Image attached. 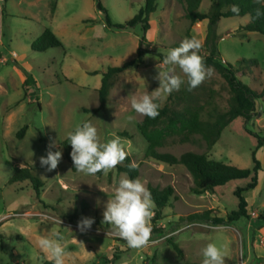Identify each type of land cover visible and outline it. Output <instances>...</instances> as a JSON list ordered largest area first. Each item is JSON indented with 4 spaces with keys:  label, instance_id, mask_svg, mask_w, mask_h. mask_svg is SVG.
Returning a JSON list of instances; mask_svg holds the SVG:
<instances>
[{
    "label": "rangeland",
    "instance_id": "374dc122",
    "mask_svg": "<svg viewBox=\"0 0 264 264\" xmlns=\"http://www.w3.org/2000/svg\"><path fill=\"white\" fill-rule=\"evenodd\" d=\"M96 1L0 0V264H51L36 241L40 237L55 240L57 231L63 235L61 243L68 254L65 264H186L202 261V249L209 243L221 249L224 264H264V223L260 219L264 212V146L257 147V135L264 137V100L258 101L253 118L231 122L211 149L197 134L186 141L181 139L183 135H166L160 148L163 152L180 155L195 151L251 168L252 152L257 150L261 162L257 187L244 192L249 202L247 217L224 224L189 221L188 215L206 210L225 218L238 206L235 189L246 181H230L202 194L194 193L192 175L184 165L146 156L148 142L138 126L144 116L132 109L131 99L159 86L155 79L158 67L174 68V74L185 81L180 89L184 88L187 77L178 66L163 65V58L186 38L195 37L203 45L205 25L202 21L192 24L180 0H159L142 45L147 50L143 52L144 63L116 76L108 103L96 112L103 72L136 57L142 35L140 26H109ZM100 1L111 22L123 24L145 0ZM212 3L202 0L200 11L209 12ZM249 20L248 15L222 17L217 25V49L222 61L233 65L243 57L256 58L264 77V35L246 31L243 25ZM47 27L63 47L32 49L33 40ZM206 72L195 90L199 101L211 111L227 110L230 90L226 80L216 71ZM29 75L34 82L24 85ZM240 79L252 87L258 85L248 76L240 75ZM169 96L162 95L156 102L164 106ZM204 118L214 116L204 114ZM84 120L95 125L100 142L116 137L121 140L127 156L138 165L137 178L147 189L149 185H171L175 190L162 219L155 224L151 218V235L141 248H129L110 225L102 223L106 202L113 197L120 177L130 176L117 167L94 176L74 172L64 155L61 145L67 133ZM24 126L27 129L19 138ZM53 143L51 150H61L62 159L55 170L46 172L39 158ZM21 167L32 168V174L42 180L39 192L30 180L10 183ZM82 217L94 218L86 232L77 227ZM168 239L179 244L182 256ZM114 254L120 258L106 263Z\"/></svg>",
    "mask_w": 264,
    "mask_h": 264
},
{
    "label": "trees",
    "instance_id": "16d2710c",
    "mask_svg": "<svg viewBox=\"0 0 264 264\" xmlns=\"http://www.w3.org/2000/svg\"><path fill=\"white\" fill-rule=\"evenodd\" d=\"M159 0H145L144 5L134 15L133 18L123 24H113L108 15L106 8L100 0H97V8L105 12L106 21L109 26L120 29L141 27L140 45L137 50V56L124 62L121 66H110L103 72L101 86L99 88V106L96 112L103 109L109 101L111 89L116 76L131 68L134 65L144 63L143 52L147 51L142 47L147 41L146 33L151 28L150 15L158 8ZM185 9V15L192 24L207 20V29L205 41L201 51L198 54L202 56L206 71H216L227 82L230 97L229 107L225 111L207 109L205 103L199 101L200 96L196 93V88L188 90L187 84L184 88L173 91L169 96V101L159 108V115L155 118L144 116L139 122L141 135L148 142L146 156L156 160L176 165H184L192 175L194 186L192 191L196 194H202L205 191L213 190L217 187L224 186L230 181L243 180L246 183L238 186L234 194L238 199V206L231 211L226 217H219L212 214V210L195 212L188 215L189 221H208L214 224H224L237 221L242 217L248 216L249 202L244 196V192L254 189L258 185L259 171L261 162L257 158V150L252 152L253 166L251 168H242L237 165L227 163L221 160H215L206 153L195 151H185L180 155L160 150L165 144L166 135L178 134L183 135L181 139L186 141L191 135H200L206 142L207 147L211 149L220 139L223 130L237 118L250 120L257 114L258 101L264 100V77H262V68L256 58H240L235 65L223 62L217 49L218 40V21L222 17L246 16L250 20L243 25V28L249 32H257L264 35V1L263 0H213L212 9L209 12L200 11L202 0H180ZM237 5L239 13H233L231 7ZM56 4L53 6V12ZM259 10L260 14L257 15ZM63 47L62 42L56 34L49 28H45L40 37L33 40L31 47L37 51H45L52 47ZM240 75L248 76L258 83L252 87L240 79ZM34 78L29 75L24 85ZM204 114L213 115V119H205ZM27 126H24L17 134L21 138ZM125 135H130L124 132ZM257 147L264 146V137L258 136ZM66 159L69 161L72 171L76 172L73 161L70 156L71 145L68 144L67 138L61 145ZM132 163L129 156H126L123 164L116 167L120 172L127 173L131 179H137L138 167L131 169L128 165ZM33 169L30 167H21L17 169L10 178V183L23 182L30 180L34 189L38 192L43 186L42 180L32 174ZM102 173V172H101ZM101 173H97L100 175ZM148 190L151 192L152 199L155 202L153 222L156 224L163 217V209L168 206L169 199L174 195V188L168 185L164 188L149 185ZM260 219L264 223V212L260 214ZM97 219H95L96 221ZM178 255L182 256L183 251L178 243L173 239H168ZM120 258L114 254L113 259H106V263H114ZM202 261H187L186 264H201Z\"/></svg>",
    "mask_w": 264,
    "mask_h": 264
},
{
    "label": "clouds",
    "instance_id": "9594fccd",
    "mask_svg": "<svg viewBox=\"0 0 264 264\" xmlns=\"http://www.w3.org/2000/svg\"><path fill=\"white\" fill-rule=\"evenodd\" d=\"M231 11L239 13L240 9L237 5H233ZM259 14L258 10L257 15ZM201 47V42L195 37L186 38L178 47L168 50L163 58V65L178 66L187 77L189 91L198 87L206 78L203 58L198 54ZM158 69L155 79L159 81V86L151 93L139 97L133 96L131 99V107L136 113L152 119L159 115L160 105L156 101L162 95L179 90L185 83L179 75L174 74V68L162 70L158 67ZM129 119L131 120L132 117ZM67 140L71 145L70 156L78 173L91 176L101 172L107 174L127 156L118 137L100 142L97 128L88 120L78 123L73 131H69ZM54 143L49 145L47 154L39 158L40 167L46 172L55 170L62 159L61 150H51ZM128 167L136 169L138 165L133 162ZM154 208L155 202L151 192L140 179L121 176L113 197L106 202L102 223L110 225L116 235L126 241L129 248L138 249L147 243L151 235L150 220L154 215ZM93 223L94 218L82 217L77 227L81 232H86L91 229ZM53 235L56 237L55 240L40 237L36 244L51 264H65L68 254L61 243L63 235L59 231ZM202 255L201 264H224V255L214 243L207 244L202 249Z\"/></svg>",
    "mask_w": 264,
    "mask_h": 264
},
{
    "label": "crops",
    "instance_id": "0c3cea01",
    "mask_svg": "<svg viewBox=\"0 0 264 264\" xmlns=\"http://www.w3.org/2000/svg\"><path fill=\"white\" fill-rule=\"evenodd\" d=\"M202 25H205V29H207V23H208V21L207 20H204V21H202Z\"/></svg>",
    "mask_w": 264,
    "mask_h": 264
},
{
    "label": "built area",
    "instance_id": "2783aa9c",
    "mask_svg": "<svg viewBox=\"0 0 264 264\" xmlns=\"http://www.w3.org/2000/svg\"><path fill=\"white\" fill-rule=\"evenodd\" d=\"M1 1H3V0H1Z\"/></svg>",
    "mask_w": 264,
    "mask_h": 264
}]
</instances>
